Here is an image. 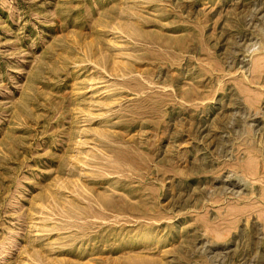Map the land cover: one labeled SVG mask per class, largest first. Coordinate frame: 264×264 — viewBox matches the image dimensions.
<instances>
[{"label": "rangeland", "instance_id": "374dc122", "mask_svg": "<svg viewBox=\"0 0 264 264\" xmlns=\"http://www.w3.org/2000/svg\"><path fill=\"white\" fill-rule=\"evenodd\" d=\"M0 264H264V0H0Z\"/></svg>", "mask_w": 264, "mask_h": 264}]
</instances>
